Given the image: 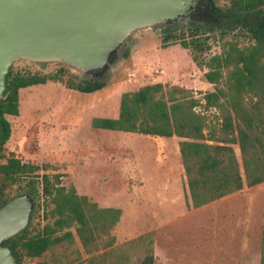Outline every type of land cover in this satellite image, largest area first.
<instances>
[{"label": "rangeland", "instance_id": "rangeland-1", "mask_svg": "<svg viewBox=\"0 0 264 264\" xmlns=\"http://www.w3.org/2000/svg\"><path fill=\"white\" fill-rule=\"evenodd\" d=\"M213 2L219 8L230 6V0ZM181 26L183 28L177 31V36L189 38L191 27L189 24ZM162 31L163 29L153 30L151 33L142 32L139 38L130 42L126 50L128 57H124L106 80L105 87L95 95L67 90V84L76 85L83 81L76 73L64 67L47 66L40 69L23 63L12 67L14 72L21 74L54 75L59 68L66 70L62 82L48 81L47 86L35 85L20 90L21 114L10 119L11 137L14 142L22 137L26 138L23 147L25 150L32 152L37 148L40 133L43 131H52L49 132V136H53L55 144L57 141L60 144L58 149L54 145L52 151L51 140L45 139L44 153L54 152L58 155H54L53 161L38 163L49 166L46 171L38 172L39 177H21L15 182L5 184L4 194L7 199L17 193H29L30 182L34 180L32 182L35 184L36 193L32 196L35 200V209L25 236L38 233L45 224L51 222L53 205L50 199L42 194L40 180L42 174H62L64 175L62 182L68 186L72 184L69 177L71 173L77 185L84 183L83 176L87 174L84 166L69 164V153L74 152L70 144L74 142L75 145L80 139L84 142L92 128L90 126L92 116L117 117V114L115 115L116 110L119 111L117 99L121 92L122 94L134 92L143 86L156 83L183 86L192 90L196 98H202L204 93L214 91L213 85L204 77L207 69L197 67L189 50L182 48L178 43L162 46ZM204 38H207L210 47L202 54L204 60L221 54L225 42H236L241 48L253 44L242 31L222 36L220 29L215 27L208 30L205 37L201 36V39ZM155 69L162 70V73L153 76ZM130 74H134V77H130ZM105 98H108L106 103L92 112L85 113L84 108L87 105ZM213 114H216L215 110L208 116L211 118ZM119 136H121L119 141L123 144L112 147L111 143L115 140L109 139L108 147L117 151L122 149L118 156L122 157L124 164L120 165L121 161L117 159V155H110L108 161L117 160L120 167L116 172L119 175L122 173L121 180L113 182L109 176V179H101L99 185L94 187V196L103 201V205L123 207L126 215L118 227L111 231L115 238L111 246L102 247L92 255L82 253L81 259L70 264H88L90 257L103 254L107 256L106 264L114 262L140 264L143 257L150 252L154 255V264H260L264 183L250 188L244 186L240 191L202 208L186 209L184 205L186 177L179 152H176L174 147L169 153L164 147L155 149L147 146L141 149L140 156H136L135 164L127 147V140L131 135L122 132ZM155 142L166 144L168 141L158 137ZM10 146L7 142L3 146L1 154L5 158L11 154L16 156L9 151ZM234 150L241 162L237 145L234 146ZM3 162L5 159H0V163ZM140 174L146 180V192H143L141 187L143 182ZM1 182L0 176V184ZM83 187L89 188L85 185ZM129 200L132 201V207L129 206ZM126 228L133 232L123 235V229ZM147 233H151V236L144 242L131 243ZM106 240L103 239L104 242ZM149 240L152 241L151 245L148 243ZM44 259L48 261L50 257ZM39 261L41 259L25 263L36 264Z\"/></svg>", "mask_w": 264, "mask_h": 264}, {"label": "trees", "instance_id": "trees-1", "mask_svg": "<svg viewBox=\"0 0 264 264\" xmlns=\"http://www.w3.org/2000/svg\"><path fill=\"white\" fill-rule=\"evenodd\" d=\"M224 14L217 25L222 36L242 31L253 44L241 48L236 42H225L221 54L204 60L202 54L210 47L207 38L201 39V36L205 37L215 26L190 23L187 39L177 36L183 26L167 27L161 38L163 47L178 43L190 51L197 67L207 69L204 77L213 85V92L196 98L192 90L183 86L146 85L121 95L118 118L91 120L95 129L180 138L188 209L208 205L244 186L250 188L264 183V0H230ZM128 55L125 52L124 57ZM65 72L64 68H59L54 75L10 70V93L0 105V120L5 130L3 146L11 136V125L5 116L19 115L20 89L48 81L62 82ZM105 85L85 81L67 84L66 89L90 94ZM212 110L216 114L210 118L208 114ZM235 145L239 148L241 162ZM0 159H5L0 163V205L6 200L5 184L21 177H39L38 172L49 167L48 164L24 163L14 154L8 158L0 154ZM62 177L64 175L59 173H43L40 178L42 194L53 205L51 222L32 236H25L26 229L5 242L17 248L24 263L41 259L36 264H70L81 259L82 253L92 255L114 243L111 231L120 220L121 210L99 208L87 196L78 195L73 184L66 186ZM32 181L28 192L35 195ZM150 236L151 233H147L131 243L144 242ZM148 243L151 245L152 241ZM48 256L47 261L44 258ZM106 259V254L92 256L88 264H106ZM140 264H154L153 253L146 254ZM260 264H264V205Z\"/></svg>", "mask_w": 264, "mask_h": 264}, {"label": "water", "instance_id": "water-1", "mask_svg": "<svg viewBox=\"0 0 264 264\" xmlns=\"http://www.w3.org/2000/svg\"><path fill=\"white\" fill-rule=\"evenodd\" d=\"M213 0H0V105L18 64L60 66L105 83L142 32L202 25ZM5 130L0 120V154ZM35 200L17 193L0 205V264H22L5 245L29 227Z\"/></svg>", "mask_w": 264, "mask_h": 264}, {"label": "crops", "instance_id": "crops-1", "mask_svg": "<svg viewBox=\"0 0 264 264\" xmlns=\"http://www.w3.org/2000/svg\"><path fill=\"white\" fill-rule=\"evenodd\" d=\"M134 77V74H132ZM49 83H46L44 85H38L40 87L43 86H47ZM35 86V85H34ZM32 87V86H30ZM30 87L27 88H23V89H29ZM22 90V89H20ZM102 90V89H101ZM100 90L94 92V93H90V94H85V95H95L96 93H98ZM20 93V91H19ZM124 93V92H123ZM122 92L119 94L118 99H117V103L119 102L120 104V98H121ZM108 100V98L102 99L99 102H94L91 103L90 105H87L84 109L85 113L86 112H92L93 110H95L96 108H98L99 106H101L103 103H106ZM19 114H21V107L19 106ZM117 114L119 115V111L116 110L115 115ZM14 117L17 116H12V115H6L5 118L7 119V121L10 123V119H13ZM93 118H107V117H91V120ZM116 118H111V119H116ZM91 120H90V126H91ZM53 127V126H51ZM92 127V126H91ZM102 130H106V129H95V128H91L90 131H88L87 136L85 137L86 139L84 140V142H82L80 139L78 141V143L74 145V142H72L73 144H70V146L72 147V150H74L73 153H69V164H79V165H83L85 171L87 172V174H85L83 176L84 178V183L77 185L74 181H73V177L70 173V179L71 182L73 184V186L75 187L77 194L80 196H87L88 199L91 202L96 203L97 205H99V208H116V209H120L121 210V217L119 222L115 225V227H118V225L121 223L122 218L126 215L125 214V209L123 207H120L119 205H103V201L99 200V198L94 196V187H97L100 183V180L103 178H108V176L110 177V179L114 182V180H121L122 177V173L117 174V169H119L120 165H123L124 162L122 161V157L118 156V153L120 151H122V149H119L117 151V149H110L109 146V139H113L115 140L114 143H111L112 147L113 145H119L121 143V141H119L121 139L120 131H112V130H108L106 132H103ZM50 132V131H49ZM48 131H43L40 133V137H39V143L37 144V148L35 150H33L32 152H29L28 150H25L24 147V143L26 141V138H21L19 141L14 142L13 138H9L7 141V145H11L9 148V151L11 153H15L16 157L20 158L22 160V162L25 163H42V162H48V161H53L55 160L54 155L56 153L51 152V153H44L43 151V145L45 144V139L46 141L51 140V150H54V145H56V148L58 149L59 147V142L57 141L56 144L53 142V136H49L50 133H52V131L49 133ZM12 133V130H11ZM128 135H131L128 140H127V147L130 149V154H131V158L132 161H134V163L136 162V156H140L141 154V149L147 146H152L153 148H167L168 152L171 153V150H173L172 147L175 148L176 152H179V142L181 141L180 138L173 136V137H163V139H166V144L164 142V144L159 143V142H155L157 141L158 137H151V136H147V135H142V134H137V133H127ZM51 137V138H49ZM76 139H78V137L76 136ZM75 139V140H76ZM171 141V142H170ZM123 144V143H121ZM165 145V146H164ZM81 148L83 149L81 151ZM58 154H56L57 156ZM110 155H117V159H119V161H121L120 165H117L118 162L116 161H108V158ZM20 156V157H19ZM82 158V159H80ZM112 158V156H111ZM179 159L181 160V156L179 153ZM179 160V161H180ZM182 162V161H181ZM136 164V163H135ZM110 168H112V170L110 171ZM120 176V177H119ZM141 180H142V189L143 192H146V185H145V178H143V176L140 174ZM109 179V178H108ZM88 181V182H87ZM112 182V185H113ZM88 186L89 188H84L83 186ZM186 190V189H185ZM185 196V195H184ZM224 198V197H223ZM146 202L148 203V199L147 196H145ZM220 200V199H219ZM218 201V200H217ZM129 206L132 207V201L129 200ZM216 202V201H214ZM213 203V202H212ZM211 204V203H210ZM184 205L185 208L188 209L186 207L185 204V198H184ZM209 205V204H208ZM149 206V205H148ZM206 206V205H205ZM204 207V206H203ZM202 208V207H200ZM150 209V208H149ZM189 209H193L192 207H190ZM129 218V217H128ZM133 232L132 230H128L123 229V235H127L128 233Z\"/></svg>", "mask_w": 264, "mask_h": 264}, {"label": "flooded vegetation", "instance_id": "flooded-vegetation-1", "mask_svg": "<svg viewBox=\"0 0 264 264\" xmlns=\"http://www.w3.org/2000/svg\"><path fill=\"white\" fill-rule=\"evenodd\" d=\"M208 14L206 16V18L203 20V23L202 25L203 26H206V27H212V26H215V28H218L217 25L218 23L220 22V19H222L221 17H223L224 12H225V8H219L217 6H215L214 9L210 8L207 10ZM5 245H11L13 246L12 244L10 243H4ZM14 247V246H13ZM14 249L19 252L17 250V248L14 247ZM20 257H21V254H20ZM21 263L22 264H25L22 260V257H21Z\"/></svg>", "mask_w": 264, "mask_h": 264}, {"label": "built area", "instance_id": "built-area-1", "mask_svg": "<svg viewBox=\"0 0 264 264\" xmlns=\"http://www.w3.org/2000/svg\"><path fill=\"white\" fill-rule=\"evenodd\" d=\"M161 73H162V70L155 69V70L153 71V76H157V75H159V74H161ZM130 77H133V75L130 74Z\"/></svg>", "mask_w": 264, "mask_h": 264}]
</instances>
